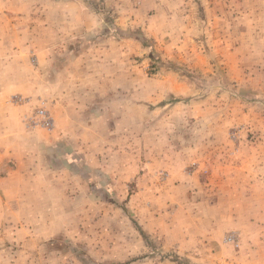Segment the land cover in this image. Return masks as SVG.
Wrapping results in <instances>:
<instances>
[{
    "label": "rangeland",
    "instance_id": "1",
    "mask_svg": "<svg viewBox=\"0 0 264 264\" xmlns=\"http://www.w3.org/2000/svg\"><path fill=\"white\" fill-rule=\"evenodd\" d=\"M0 34L50 42L0 106L44 168L0 180V264H264V0H50Z\"/></svg>",
    "mask_w": 264,
    "mask_h": 264
},
{
    "label": "crops",
    "instance_id": "2",
    "mask_svg": "<svg viewBox=\"0 0 264 264\" xmlns=\"http://www.w3.org/2000/svg\"><path fill=\"white\" fill-rule=\"evenodd\" d=\"M50 0H0V10H41L45 11L48 9ZM36 39V40H35ZM36 41L37 44H41L42 51L41 57L49 53V38H37V36L30 39V35H24V38L13 37L12 35H3L0 34V106L6 104V100L11 94L12 82H16L18 76V67L17 60L19 54L24 50L31 48V45ZM23 46L19 49L17 46ZM47 51V52H46ZM40 54V53H39ZM49 55V54H47ZM79 116L75 115V118L72 115L67 117V122L69 123H78ZM2 117H0V121ZM80 122V120H79ZM18 127L17 119L15 123V128ZM64 135H67L66 133ZM0 139L9 141V144L1 141L0 147V166H5V174L0 175V180L7 182L15 179H25L30 181L32 179L43 178L39 176V171L44 170L43 166L37 167L32 164V160L28 157L17 159L16 167H11L9 165L10 159H12L17 146L10 145V142L16 141L18 138V132L12 130L0 131ZM18 150V148H17ZM26 155L28 154V149L25 148ZM17 156V155H16ZM37 167V169H35ZM35 173H37L35 175ZM31 182V181H30ZM2 202V201H1Z\"/></svg>",
    "mask_w": 264,
    "mask_h": 264
},
{
    "label": "built area",
    "instance_id": "3",
    "mask_svg": "<svg viewBox=\"0 0 264 264\" xmlns=\"http://www.w3.org/2000/svg\"><path fill=\"white\" fill-rule=\"evenodd\" d=\"M16 98H18V97H16ZM38 113L42 114L43 117H44L43 124L46 125V126H50L51 118L47 117L46 112L44 110H39ZM228 238L232 239V236H229Z\"/></svg>",
    "mask_w": 264,
    "mask_h": 264
}]
</instances>
